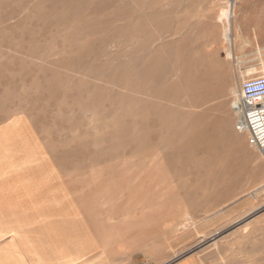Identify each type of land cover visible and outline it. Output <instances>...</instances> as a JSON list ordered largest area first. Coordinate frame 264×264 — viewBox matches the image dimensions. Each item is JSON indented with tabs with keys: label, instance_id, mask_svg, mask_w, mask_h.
Wrapping results in <instances>:
<instances>
[{
	"label": "rangeland",
	"instance_id": "rangeland-1",
	"mask_svg": "<svg viewBox=\"0 0 264 264\" xmlns=\"http://www.w3.org/2000/svg\"><path fill=\"white\" fill-rule=\"evenodd\" d=\"M226 1L0 0L3 168L96 216L100 243L264 264V156L229 93L264 75V0H235L232 43Z\"/></svg>",
	"mask_w": 264,
	"mask_h": 264
},
{
	"label": "crops",
	"instance_id": "crops-1",
	"mask_svg": "<svg viewBox=\"0 0 264 264\" xmlns=\"http://www.w3.org/2000/svg\"><path fill=\"white\" fill-rule=\"evenodd\" d=\"M2 161L0 153V264H210L207 249L178 256L179 246L161 238L131 246L111 235L100 243L96 216L68 219L61 190L55 199L50 184L20 183L19 169ZM219 209L224 221L230 206Z\"/></svg>",
	"mask_w": 264,
	"mask_h": 264
},
{
	"label": "built area",
	"instance_id": "built-area-1",
	"mask_svg": "<svg viewBox=\"0 0 264 264\" xmlns=\"http://www.w3.org/2000/svg\"><path fill=\"white\" fill-rule=\"evenodd\" d=\"M236 109L237 130L247 133L250 144L264 156V75L248 78L242 83Z\"/></svg>",
	"mask_w": 264,
	"mask_h": 264
},
{
	"label": "bare ground",
	"instance_id": "bare-ground-1",
	"mask_svg": "<svg viewBox=\"0 0 264 264\" xmlns=\"http://www.w3.org/2000/svg\"><path fill=\"white\" fill-rule=\"evenodd\" d=\"M234 2H235V0H232V1H230V0H228V1H226V5H225V8L220 12V13H218L217 14V17H216V19L220 22V23H222L223 25H224V31H223V38H224V40H225V42L226 43H229V42H231V39H230V30H231V22H232V20H233V18H235V9H234ZM232 43V42H231ZM233 47V46H232ZM225 50H226V55H227V57H232V55H233V52H232V50H231V48L229 47V46H226L225 47ZM263 66H264V64H263ZM247 68V67H246ZM250 68V67H249ZM255 69V68H254ZM253 68L251 69L250 68V73H248V74H251V73H254V71L256 70H254ZM264 69V68H263ZM249 71V70H248ZM256 72V71H255ZM264 74V73H263ZM241 76H243V79H245V75H241ZM246 80V79H245ZM244 80V81H245ZM238 88L236 87V86H231L230 87V89H229V93H230V95L232 96V97H235V99H234V104H233V108L234 109H236V105L238 104V101H239V97H238ZM235 113H237L238 114V112H235ZM235 127L237 128V123L235 124ZM231 131V130H230ZM242 133V132H241ZM235 134V133H234ZM236 136H241V134H238V133H236ZM214 141V140H213ZM3 144H6V141H3ZM250 146L251 147H253L251 144H250ZM2 149L4 150V151H8V149L10 150V147H6V146H2ZM12 149V148H11ZM6 151V152H7ZM262 185H264V184H262ZM261 185V186H262ZM252 193H253V191H252ZM181 229V228H186V225H185V223L184 222H182L181 224H179L178 225V229ZM179 229V230H180ZM138 231V230H137ZM141 231V230H140ZM144 231V230H143ZM134 233V232H133ZM138 233H140V232H137V234ZM162 233V232H161ZM157 234H159V233H157ZM157 234H155V235H157ZM134 235H135V233H134ZM148 235V234H147ZM138 236V235H137ZM156 237H159V236H156ZM161 237V236H160ZM142 238V237H141ZM148 239H150V238H148ZM128 240V239H127ZM142 239H140V241H141ZM143 240H146V239H143ZM147 241V240H146ZM158 241V240H157ZM124 242V241H123ZM132 242V241H131ZM159 242V241H158ZM203 242V241H202ZM132 243H134V241L132 242ZM128 244V243H127ZM135 245V244H134ZM142 245V244H141ZM130 246V245H129ZM139 246V245H138ZM138 248V247H137ZM136 248V249H137ZM147 248V247H146ZM149 248V247H148ZM147 251V250H146ZM150 251V250H149ZM151 252V251H150ZM109 253V252H108ZM111 253V252H110ZM124 253V252H123ZM148 253V252H147ZM149 254V253H148ZM150 260V259H149ZM103 263V262H102Z\"/></svg>",
	"mask_w": 264,
	"mask_h": 264
}]
</instances>
